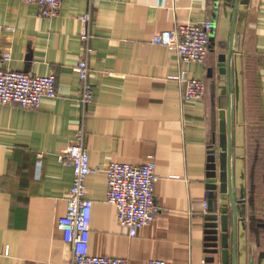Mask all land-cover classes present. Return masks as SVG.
<instances>
[{
	"label": "crops",
	"instance_id": "1",
	"mask_svg": "<svg viewBox=\"0 0 264 264\" xmlns=\"http://www.w3.org/2000/svg\"><path fill=\"white\" fill-rule=\"evenodd\" d=\"M90 10L94 101L85 107L74 68L84 57L80 16ZM205 20L213 29L203 64L181 62L151 42L177 23ZM231 45L229 84L220 56L228 58ZM8 48L5 68L54 73L60 89L37 109L0 105V264L72 260L57 224L67 213L74 170L59 154L82 129L96 169L87 180L90 253L130 264H205L209 154L221 142L220 113L229 109L235 192L244 201L237 264H264V0H64L55 18L41 16L35 4L0 0V56ZM181 69L206 82L203 100L183 101L175 78ZM251 92L257 110H250ZM151 155L159 213L131 238L107 202L106 169L112 162L142 165ZM221 202L218 192V212ZM229 247L233 264V242ZM215 264H223L221 256Z\"/></svg>",
	"mask_w": 264,
	"mask_h": 264
},
{
	"label": "built area",
	"instance_id": "2",
	"mask_svg": "<svg viewBox=\"0 0 264 264\" xmlns=\"http://www.w3.org/2000/svg\"><path fill=\"white\" fill-rule=\"evenodd\" d=\"M93 4L94 0H89ZM39 7L40 15L55 18L59 15L64 0H22ZM84 24L81 40L84 57L80 58L74 71L79 79L80 101L83 106L94 101V86L90 79L89 58L95 54L92 46L93 15L88 11L80 16ZM211 21L177 23L176 26L155 35L151 42L165 46L181 62L203 64L206 62L211 44ZM12 60V49L0 56V105H19L26 109H37L44 98H55L59 94L56 74L41 76L5 68ZM181 86L184 102L200 101L206 95V82L182 70L175 77ZM85 130H79L75 141L59 154V161L71 165L74 170L73 184L67 199V213L58 221L65 242L71 244L73 258L68 264H130L126 258L93 255L90 253L91 221L94 201L87 194V180L96 171L91 166L89 151L85 145ZM107 202L115 205L117 220L128 235L134 238L139 231L152 224L159 213L155 199V186L159 180L157 163L149 156L142 165L112 162L106 169ZM208 209V201L204 203ZM264 215V214H263ZM205 262V261H204ZM148 264H167L161 259H151Z\"/></svg>",
	"mask_w": 264,
	"mask_h": 264
},
{
	"label": "water",
	"instance_id": "3",
	"mask_svg": "<svg viewBox=\"0 0 264 264\" xmlns=\"http://www.w3.org/2000/svg\"><path fill=\"white\" fill-rule=\"evenodd\" d=\"M233 47L229 56H220L222 67L220 73L228 77L231 83V61ZM220 145L210 150L207 170V189L209 191L208 209L206 215V253L205 264H215L216 257L221 256L223 264L230 262V242H233V264H237V237L242 212L236 188L235 170L232 162L233 140L231 136V109L220 113ZM218 192L222 202L220 212L215 205ZM231 208V209H230Z\"/></svg>",
	"mask_w": 264,
	"mask_h": 264
},
{
	"label": "rangeland",
	"instance_id": "4",
	"mask_svg": "<svg viewBox=\"0 0 264 264\" xmlns=\"http://www.w3.org/2000/svg\"><path fill=\"white\" fill-rule=\"evenodd\" d=\"M249 107H250V110H257L258 109V104L257 102H255V99L253 97V92H251V97L249 98ZM257 114V113H256ZM249 122L252 124H258V119H249Z\"/></svg>",
	"mask_w": 264,
	"mask_h": 264
}]
</instances>
